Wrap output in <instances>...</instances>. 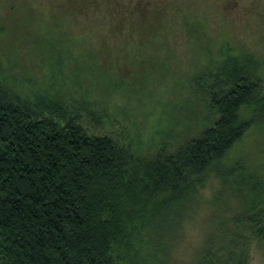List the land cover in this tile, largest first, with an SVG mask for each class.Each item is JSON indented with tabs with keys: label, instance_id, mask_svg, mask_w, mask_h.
I'll return each mask as SVG.
<instances>
[{
	"label": "rangeland",
	"instance_id": "374dc122",
	"mask_svg": "<svg viewBox=\"0 0 264 264\" xmlns=\"http://www.w3.org/2000/svg\"><path fill=\"white\" fill-rule=\"evenodd\" d=\"M115 2L0 0V85L62 125L77 122L142 155L207 126L194 81L226 55L264 83V0H121L162 10L128 21L124 33L113 29L108 50L92 49V8ZM256 116L241 109L258 123L224 159L221 178L210 174L186 200L166 264H197L214 233L264 204V120ZM248 254L247 264H264V241H250Z\"/></svg>",
	"mask_w": 264,
	"mask_h": 264
},
{
	"label": "trees",
	"instance_id": "16d2710c",
	"mask_svg": "<svg viewBox=\"0 0 264 264\" xmlns=\"http://www.w3.org/2000/svg\"><path fill=\"white\" fill-rule=\"evenodd\" d=\"M115 3L92 8V49L108 50L113 29L162 10ZM206 72L194 85L207 126L142 155L77 122L62 125L0 85V264H166L186 200L210 174L220 177L258 123L241 109L264 120V83L246 61L228 54ZM250 241H264V204L214 233L197 264H247Z\"/></svg>",
	"mask_w": 264,
	"mask_h": 264
}]
</instances>
